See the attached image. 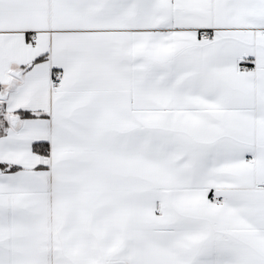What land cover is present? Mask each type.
<instances>
[{"label":"snow or ice","instance_id":"1","mask_svg":"<svg viewBox=\"0 0 264 264\" xmlns=\"http://www.w3.org/2000/svg\"><path fill=\"white\" fill-rule=\"evenodd\" d=\"M0 264H264V0H0Z\"/></svg>","mask_w":264,"mask_h":264}]
</instances>
